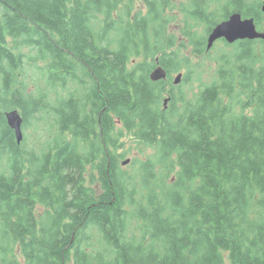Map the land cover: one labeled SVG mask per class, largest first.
Here are the masks:
<instances>
[{
    "label": "trees",
    "instance_id": "trees-1",
    "mask_svg": "<svg viewBox=\"0 0 264 264\" xmlns=\"http://www.w3.org/2000/svg\"><path fill=\"white\" fill-rule=\"evenodd\" d=\"M125 1L129 14L137 0H0V264H264V63L255 42L239 49L223 39L217 77L168 108L164 80L149 76L157 64L190 67L185 50L206 52L207 34L233 10L264 30L261 0H189L181 35L166 32L172 0H143L147 12L137 22L128 15V25L106 21ZM203 22L200 34L194 24ZM18 38L47 62L34 65L50 85L67 90L50 105L58 133L41 151L19 144L6 118L18 109L24 127L50 108L17 73L27 63L10 44ZM124 130L155 149L132 171L117 162L126 152L112 151ZM37 203L47 207L40 217Z\"/></svg>",
    "mask_w": 264,
    "mask_h": 264
},
{
    "label": "rangeland",
    "instance_id": "rangeland-1",
    "mask_svg": "<svg viewBox=\"0 0 264 264\" xmlns=\"http://www.w3.org/2000/svg\"><path fill=\"white\" fill-rule=\"evenodd\" d=\"M183 3L184 2H182L181 0H172V21L171 24H169L166 28L167 34L172 33L174 35H181L183 21L186 18L185 12L183 11ZM215 3L219 6L220 3L224 2L222 0H217ZM135 7H137L136 4ZM97 26L101 27L100 23H97ZM206 27L207 25L204 22L202 24H194V28L198 30L200 34L206 31ZM10 44L14 46V49L17 52H19V50H22L26 53L27 63L24 62L17 73L19 75L26 76L24 78V81L28 83V91L32 92V95L34 97H39V91L42 88L43 90L41 92V96H43V99L50 102L48 105L50 106L51 104H55L57 102V97H61L62 95L64 96L67 94V90L64 91L62 87L57 86V88H54V86L50 85V83L48 82L47 74L43 72V67H47V62L40 60L38 52L34 48L31 49L30 47H26L22 38H18L15 41L11 40ZM225 49L226 48L224 46V42L219 41L215 43L210 50L204 53L193 54L194 52H191V47H188L185 50L186 59L184 56H182L183 64L187 63L188 65H190V67H181L179 70L174 71V75L176 77L178 75V72H186V70L192 69L189 70L190 74H192V76L190 77L191 81H186V83L184 81L181 84L182 93L190 97V100L197 92L196 79H198V82L210 83L217 77L218 68L221 64V53ZM228 49L231 48L229 47ZM254 50H256L259 55L264 53V42H255ZM132 58L135 59L136 62H141L144 60L142 56H134ZM38 61L40 62V64H42L43 67H35L34 63ZM197 64H201L202 68H197ZM66 85H68V83ZM23 132L25 149L34 148L37 151H41L43 145H48V143L52 141L58 133L55 115L52 107L50 106L47 111H40L35 115L28 117V125L23 127ZM122 134L123 140L121 141V144L117 149H114L112 151L126 152V155L122 158H119L117 162L122 170L132 171L134 169V159H136L137 161L147 160L148 157L155 152V149L146 144L141 146L140 144H138L137 137L125 130L122 132ZM127 158H131L132 161L125 165L122 164V162ZM97 176V173H95V175H93V178L97 180ZM171 177L173 181L175 179V176L172 174ZM44 210L45 208L43 206H38L37 213L39 217L44 212Z\"/></svg>",
    "mask_w": 264,
    "mask_h": 264
},
{
    "label": "flooded vegetation",
    "instance_id": "flooded-vegetation-1",
    "mask_svg": "<svg viewBox=\"0 0 264 264\" xmlns=\"http://www.w3.org/2000/svg\"><path fill=\"white\" fill-rule=\"evenodd\" d=\"M182 2H184V3H186V2H188L189 0H181ZM204 1H206V0H204ZM224 3H225V1L226 0H222ZM238 2H244L243 4H248L247 5V7L248 8H252L253 7V5H255V2H256V0H237ZM262 1L263 0H261L260 2H261V4H260V6H262ZM218 3V2H217ZM224 3H220V4H224ZM126 4H128L127 3V1H125V2H123V3H121V4H119V7L120 8H117V9H115V10H112V12H111V14H110V16L108 17V19H106V21H108L110 24L112 23V24H114V23H116L117 21L118 22H121L123 25H128V22H126V20H127V17H128V15H130V18L132 19V21L133 22H137V18H139V12L140 11H142L143 10V15H145V13L147 12V10H148V8H149V6H148V4L146 3V2H144L143 0H137L136 2H135V4H136V6L137 7H135L134 6V8L133 9H131V11H130V13L128 14V11H127V5ZM246 7V8H247ZM142 9V10H141ZM262 11V10H261ZM234 12H239V11H237V10H233L230 14H229V16L232 14V13H234ZM263 12V11H262ZM241 13V12H240ZM264 13V12H263ZM242 14V13H241ZM142 15V16H143ZM243 16V18H250V17H253L254 18V16H249V15H244V14H242ZM100 16L101 17H104V15L103 14H100ZM185 16H186V13H185ZM228 16V17H229ZM137 19V20H136ZM225 19H227V18H225ZM255 19V18H254ZM224 20V19H223ZM263 23H264V20L262 21ZM255 23H256V21H255ZM256 27H257V29L259 30V31H264L259 25H258V23H256ZM212 30V29H211ZM210 33V32H209ZM208 33V34H209ZM208 34H207V36H208ZM225 40L226 42H228L225 38H221V40L220 39H218L217 41H216V43L217 42H219V40L220 41H222V40ZM206 41H207V37H206ZM237 41V42H236ZM236 41H234V42H232V43H230V44H236L238 47H239V49H241V45H242V42L243 41H254V42H264V39L263 38H254L253 40L252 39H249V38H245V39H238V40H236ZM223 42V41H222ZM225 43V42H224ZM229 43V42H228ZM113 47H115L113 44H111V50H113ZM206 51H208L207 49H206ZM256 51V50H255ZM112 53H111V51L110 52H108V56L109 55H111ZM254 54L256 55L255 56V61H257L258 62V66L257 67H259V65L260 64H262V63H264V53H262L261 55H259L258 53H257V51L256 52H254ZM79 65H81V64H79ZM166 69V68H165ZM154 70V68H152L151 69V71H150V74H149V76L151 75V72ZM189 70H192V69H188V70H186V72H182V71H180V72H178V74L179 73H182V79L183 80H181L179 83H175L174 82V79H175V75H174V72H169L167 69H166V71H167V75H166V78L165 79H161V80H164V84H163V86H164V88H165V92H164V97H163V107L164 108H168L169 106H170V102H171V100H180V99H182V98H184V97H187V98H190V97H188V96H186L185 94H183L182 93V83L185 81V83H186V81H191V76H192V74H190V71ZM81 73H83L84 75H88L89 76V72H88V69L87 68H80V70H79ZM199 75H201V74H199ZM150 78H151V76H150ZM67 80H69L68 78H67ZM88 80V78L87 77H85L84 78V82H86ZM152 80V79H151ZM158 81H160V80H158ZM243 82H242V79H239V82H238V87L242 84ZM88 85H91V80L89 79V82H88ZM209 86V83H203V82H198V79H196V89H197V92L195 93V95H194V97L193 98H196V96L197 95H200L201 94V92H203V91H205V89L207 88ZM223 94H219V98L222 100L223 99ZM166 98H168V102L167 103H165V99ZM131 159V158H130ZM131 161H132V159H131ZM130 161V162H131ZM38 206H43L44 208H45V210L47 209V207L45 206V205H43V204H41V203H37L36 204V206H35V214H36V216L37 217H39V215H38V213H37V209H38ZM45 210H44V212H45ZM44 212L42 213V214H44ZM41 214V215H42Z\"/></svg>",
    "mask_w": 264,
    "mask_h": 264
},
{
    "label": "water",
    "instance_id": "water-1",
    "mask_svg": "<svg viewBox=\"0 0 264 264\" xmlns=\"http://www.w3.org/2000/svg\"><path fill=\"white\" fill-rule=\"evenodd\" d=\"M261 10L264 12V0L262 1ZM225 38L229 43H232L238 39H254L263 38L264 31H259L256 27L255 19L253 17L243 18L240 12L232 13L227 19L220 21L216 24L207 36L206 49L210 50L218 39ZM167 75L166 69L157 64L154 70L151 72V79L158 81L165 79ZM182 80V73H179L175 79V83H179ZM168 102V98L165 99V103ZM6 118L9 125L14 129L17 142L20 144L24 139L23 132V116L18 109L9 110L6 112ZM131 159L127 158L122 164L130 163Z\"/></svg>",
    "mask_w": 264,
    "mask_h": 264
},
{
    "label": "bare ground",
    "instance_id": "bare-ground-1",
    "mask_svg": "<svg viewBox=\"0 0 264 264\" xmlns=\"http://www.w3.org/2000/svg\"><path fill=\"white\" fill-rule=\"evenodd\" d=\"M242 16H243V15H242ZM247 18H248V17H247ZM220 40H221V39H220ZM220 40H219V41H220ZM240 40H241V39H240ZM252 40H253V39H252ZM236 42H237V41H236ZM182 80H183V79H182Z\"/></svg>",
    "mask_w": 264,
    "mask_h": 264
}]
</instances>
